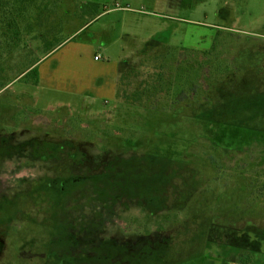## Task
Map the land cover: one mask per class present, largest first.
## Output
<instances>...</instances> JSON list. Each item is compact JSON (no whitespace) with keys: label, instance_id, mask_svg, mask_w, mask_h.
<instances>
[{"label":"rangeland","instance_id":"rangeland-1","mask_svg":"<svg viewBox=\"0 0 264 264\" xmlns=\"http://www.w3.org/2000/svg\"><path fill=\"white\" fill-rule=\"evenodd\" d=\"M44 5L31 30L23 26L9 59L1 48L0 87L24 74L0 90V102L37 138H65L70 153L55 146L54 159L36 163L31 148L26 166L17 159L0 168V193L22 190L0 264H61L63 247L81 256L78 264H188L202 254L213 264H259L244 262L235 240L245 225H264V126L244 130L215 117L243 121L251 114L233 111L264 95V0ZM152 39L159 40V47H145L152 54L184 46L199 50L195 61L217 65L195 68L189 94L172 102L124 104L119 68L127 60L134 71L146 64L141 49ZM96 53L108 62L96 61ZM185 60L180 54L176 65ZM35 66L38 84L24 76ZM141 79L136 73L133 85ZM147 239L166 250L143 246ZM113 244L129 249L114 251ZM104 253L109 261L96 260Z\"/></svg>","mask_w":264,"mask_h":264},{"label":"trees","instance_id":"trees-1","mask_svg":"<svg viewBox=\"0 0 264 264\" xmlns=\"http://www.w3.org/2000/svg\"><path fill=\"white\" fill-rule=\"evenodd\" d=\"M47 1L48 0H0V60H1V57L4 56L3 53L1 52V48L4 46L6 48V52L8 53V56H6L7 59L11 57V55H9L11 54L10 49L13 48L15 45V42L19 40L20 35L22 34L23 26L26 31L31 30L30 20H33V17H32L33 14L37 11L39 12L45 6L44 4ZM26 25L28 27H25ZM5 39L8 41L3 43L2 40H5ZM158 41L156 39H152L142 45L141 53L148 55V59H147L148 62L146 64L142 63L141 65L137 64L138 69L136 71L131 69V63L128 60L125 64L123 65L121 64L119 68V72L121 73L120 75L122 77L119 79L118 93H119L121 101L124 102V104L146 107L149 105L147 103H151L152 105L158 106L163 100L167 102H172L173 100L178 99L180 95L185 92L189 94L190 86L195 84V78L198 76V72L200 69L208 68L209 66L216 67L217 65L214 61L213 62L195 61V60H200L199 54L201 53L199 52V50H195L193 48L187 49L184 46L177 47L174 45H169L166 47V49L164 46L161 52H156L155 54H152L148 52L147 50H145V47L150 43L151 44L155 43L153 46L159 47ZM60 43L61 42L57 43L56 45L52 47H49L47 49L46 55L50 54L55 48H57L60 45ZM180 54H183V56L186 59L184 62L185 66L176 65L177 62L179 61ZM202 54H205V53H202ZM11 60L12 58L10 59V61ZM36 63L37 62H35L30 68L36 65ZM220 63L221 62L218 61V65H220ZM195 68L198 69V72ZM29 69L25 71L27 73L24 76H27L30 74L34 75L35 77L34 83L38 84L40 80V71L38 70V67L35 66L31 70ZM136 73H139L142 79L136 86H134L132 78L135 77ZM22 74L24 73L23 72L18 73L15 77L13 76L10 81L5 82L6 81L5 80L0 88L2 89L11 83H14L18 79V77ZM258 100H255L253 102H256ZM249 111L251 110H247L246 112L248 114H251L250 118L252 116L255 117L258 113L260 114V116L264 115V111L260 109L253 110L251 112ZM210 116H211L210 114H206L204 116V119L211 121ZM216 122L224 123V124H227L233 127L245 128L247 130L253 127L257 128L259 126V123L261 125V128H263L264 126V120L258 122V121H254V118L250 120L246 119L243 121H238V120H233V119L229 120L227 118H223V119L219 118L216 120ZM144 196H146V192ZM69 235H70L69 237L71 238V240H73V237L76 239V237L73 236L74 235L73 233H70ZM147 240L149 242L144 241L145 244L142 243L143 240L139 241V243H142L143 246H148L149 249H154L156 251L159 249L166 250V247H162V248H159V246L157 247L156 240H151V239H147ZM69 241L70 239L67 237V243ZM94 242L96 241L95 240L92 242L90 241L91 244H94ZM90 246L92 247V245ZM128 246L115 244L112 248L114 249V251L116 250L126 251L129 249ZM60 253L64 255V257H62L63 260L61 264H78L79 263V259L81 256H76V253L68 254L66 247H63L60 250ZM163 253L166 254L164 251ZM100 259H103L104 262H107L111 259V255L107 253L100 254L96 258V260H100ZM213 261L215 260L210 258L209 256H206L205 254H202L195 263L193 261L189 263L187 262V263L188 264H213Z\"/></svg>","mask_w":264,"mask_h":264},{"label":"flooded vegetation","instance_id":"flooded-vegetation-1","mask_svg":"<svg viewBox=\"0 0 264 264\" xmlns=\"http://www.w3.org/2000/svg\"><path fill=\"white\" fill-rule=\"evenodd\" d=\"M3 89V88H2ZM0 89V90H2ZM239 109H235L233 111L232 116L240 113L241 110H263L264 111V95L259 97V100L256 102L253 101H245L239 104ZM11 108L6 106L2 101L0 102V168H4L12 163L15 160L19 159L21 162H17V165H21L22 163L26 166V162L22 161L26 158V156L30 155V149L32 148L33 160L40 162L42 160H50L54 159L55 146L58 148H63V152L69 148V143L65 138L62 141H58L55 143V135L50 132L47 133V142L43 138H37L31 128H27L26 125H21V121L23 119L18 118L17 116H13L16 112H10ZM210 118L212 120V114H210ZM215 117V114L213 113ZM264 116V115H263ZM223 119L227 118L225 113L219 112L216 115L215 119ZM253 116L246 119H252ZM247 130V129H244ZM44 134H46L44 132ZM43 141V142H41ZM64 143V145H60V143ZM24 148L23 151L20 149ZM40 148V149H38ZM45 155L42 156L40 152ZM68 154L70 150L68 149ZM48 158V159H47ZM44 162V161H42ZM31 167L32 165H27ZM42 177L34 180L37 181ZM22 179V178H21ZM22 190H9L6 193H0V231H7L3 236L0 235V260L4 253L5 245H9L7 234L11 229V224L14 222L16 216L11 213L12 210L17 211V216L20 214V205L18 193ZM21 203V202H20ZM7 240V243L6 241ZM235 243L241 245V248L245 250L243 253L245 256L242 260L246 263L251 262L252 260L257 261L259 264H264V225H245L241 230V237L235 240ZM250 256V257H248Z\"/></svg>","mask_w":264,"mask_h":264},{"label":"built area","instance_id":"built-area-1","mask_svg":"<svg viewBox=\"0 0 264 264\" xmlns=\"http://www.w3.org/2000/svg\"><path fill=\"white\" fill-rule=\"evenodd\" d=\"M94 59H95L96 61L108 62V58H107L106 56L102 55V54H99V53H96V54L94 55Z\"/></svg>","mask_w":264,"mask_h":264},{"label":"crops","instance_id":"crops-1","mask_svg":"<svg viewBox=\"0 0 264 264\" xmlns=\"http://www.w3.org/2000/svg\"><path fill=\"white\" fill-rule=\"evenodd\" d=\"M108 10H106V12H107ZM105 12V11H104ZM102 14V13H101ZM99 16V15H98ZM126 18H128V16L126 17ZM152 19V18H151ZM150 24H155V21H153V20H149L148 21ZM157 26V25H156ZM131 35H134V34H130L129 36H128V40L130 39H135L136 37H133V36H131Z\"/></svg>","mask_w":264,"mask_h":264}]
</instances>
